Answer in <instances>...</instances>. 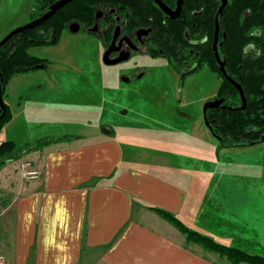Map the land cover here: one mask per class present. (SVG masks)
<instances>
[{
  "label": "rangeland",
  "instance_id": "rangeland-1",
  "mask_svg": "<svg viewBox=\"0 0 264 264\" xmlns=\"http://www.w3.org/2000/svg\"><path fill=\"white\" fill-rule=\"evenodd\" d=\"M35 4L36 0H0V40L15 27L30 21ZM29 52L51 60L55 68L51 69L53 74L66 71L68 75L57 77L63 85L59 81L62 87L57 86L55 90L67 89L75 102H97L104 96V120L116 130L127 166L179 181L187 192L185 212L187 207L192 210L195 206L192 214L180 216L188 227L193 226L191 228L224 244L264 255V142L224 147L204 128V105L213 98L220 82L207 67L189 75L180 87L179 75L166 58L135 53L129 61L106 65L102 60L104 45L100 38L84 31L72 33L68 29L58 45L34 47ZM138 67L148 70L141 79L134 77V70ZM101 74L105 76L102 83ZM28 75L33 77L34 73ZM19 76L2 95L15 119L0 129V143L13 140L19 146L24 137L34 142L92 133L87 120L96 121L97 107L52 105L50 102L63 94L55 91L44 93L43 98L37 95L28 99L24 95L20 99L22 92L18 90L22 80ZM123 77L131 80L124 82ZM25 90L27 88L21 91ZM179 99L182 100L181 107L193 118L192 130L200 135L197 138L211 137L215 141L213 149L207 153L203 151L205 159H199L195 165L201 175L189 174L194 171L190 164L181 166L187 173L177 174L174 170L180 169L179 154L171 139L184 136V133L174 127L178 125L177 120L169 123V119L178 118L173 107L179 105ZM124 109L128 111L124 112ZM62 111L69 112L62 117ZM216 146L223 147L218 155L214 153ZM202 147L207 148L203 143ZM25 161L33 163L26 159L15 163V160L11 162V173L0 172L4 175L0 180V211L1 205L17 196L22 180H34L23 174L21 163ZM35 170L39 171L33 163L26 172ZM167 171H173L177 176L165 174ZM194 247L205 251L201 244ZM217 257L222 256L218 254ZM222 259L227 261L225 257Z\"/></svg>",
  "mask_w": 264,
  "mask_h": 264
},
{
  "label": "crops",
  "instance_id": "crops-1",
  "mask_svg": "<svg viewBox=\"0 0 264 264\" xmlns=\"http://www.w3.org/2000/svg\"><path fill=\"white\" fill-rule=\"evenodd\" d=\"M53 66L52 62L46 69L14 75L6 90L19 76L20 99L24 95L28 99L37 95L43 98L44 93L55 91L63 94L49 101L52 105L97 107L98 114L96 121L87 120L92 133L58 139L16 160L15 163L31 160L40 175L34 180H22L17 196L1 205L0 252L6 256V264H232L217 257V253L196 249L194 246L198 244L188 242L178 228L149 209L155 206L181 218L192 214L195 206L192 210L187 207L185 212L187 192L179 181L127 166L116 130L104 120V96L97 102H75L67 89L55 90L63 85L57 77L68 74L65 70L53 74ZM30 73L34 76H29ZM103 78L105 81L101 74V83ZM23 88L27 90L21 91ZM179 107L177 104L173 107L178 110V118L169 119V123L177 120L174 127L184 133L170 138L179 154L181 169L174 170L177 174L187 173L181 166L190 164L194 171L188 173L201 175L195 165L199 159H205L203 151L213 149L215 141L211 137L197 138L200 135L192 130L193 118ZM68 112L62 111L60 115L65 117ZM14 119L12 113L5 126ZM160 133L164 135L163 130ZM22 139L19 148L36 141ZM202 143L207 148L203 149ZM221 148L214 147V153L218 155ZM11 162L0 172L11 173ZM165 174L177 176L173 171ZM3 178L1 174L0 180Z\"/></svg>",
  "mask_w": 264,
  "mask_h": 264
},
{
  "label": "flooded vegetation",
  "instance_id": "flooded-vegetation-1",
  "mask_svg": "<svg viewBox=\"0 0 264 264\" xmlns=\"http://www.w3.org/2000/svg\"><path fill=\"white\" fill-rule=\"evenodd\" d=\"M56 1L58 0H36V4L32 8L33 16L30 18V21L46 13ZM72 1L62 6L54 14ZM161 1L171 13L177 10L178 0ZM222 3V0H213L214 7L210 6L208 8L207 6L201 5L200 0H183L178 15L172 17L156 0H116L115 2L105 0V2L95 5L94 19L91 24H88V22L84 20L72 19L67 23L64 32L67 29L72 32L70 24L77 22L80 25V30L76 33L84 31L102 40L104 45V52L102 55L103 61L104 54L110 46L112 47L109 54L110 59L129 56L123 61L111 64V66L129 61L135 53H146L153 58L164 57L171 63L174 72L179 75L180 87L181 83H183L189 75L198 72L203 67H207L217 76L218 81H220L210 101L219 98L224 99L219 106L208 108L206 113L203 110L202 119L212 133V125L215 124V119L211 118L213 116L212 110L230 108V106H227L225 103L226 98L224 96H219L220 89H222V80L228 81L238 92L241 102L237 109L243 104L240 90L228 79V77H230L232 80L236 81L233 77L234 73L232 72L235 64V54L233 52V47L229 53L226 52L227 45L239 42V39L244 36H257V43L252 40L244 44V47L240 51V59L243 63H237V66L240 68L243 64L247 67L256 64L252 69L260 71L261 73L264 72V69H261V63H264V0H252L253 6L246 7L242 12H239L234 6L232 7L234 0H226L223 11L219 12ZM209 10L210 12H214L212 20L208 18ZM224 12H227L229 20H224L222 18ZM135 19H138V22H136ZM46 21L30 29L44 26L39 29L40 33L52 37L54 31L51 29L47 30V26L43 25ZM258 21L260 22L258 23ZM235 24L238 29L244 30L242 35H237L235 33ZM61 38L54 45H58ZM161 41H164L167 48L177 52L181 59L179 61H174L169 56L163 54V52L162 54L155 55L153 50ZM49 46H53V44L37 45L35 47L47 48ZM48 61L49 63L47 66L37 70L48 68L52 63L51 60L48 59ZM221 62H223L224 68L221 66ZM147 73V69L138 67L134 70V77L141 79ZM122 80L124 82H129L131 79L129 77H123ZM236 82L240 84L238 81ZM240 86L246 98V105L244 108L246 109L248 102L247 95L244 87L241 84ZM178 102L180 104L182 100L179 99ZM178 106H180L179 110L185 112L181 104ZM186 114L190 116L189 113ZM213 136L215 135L213 134ZM217 139L219 140V138Z\"/></svg>",
  "mask_w": 264,
  "mask_h": 264
},
{
  "label": "trees",
  "instance_id": "trees-1",
  "mask_svg": "<svg viewBox=\"0 0 264 264\" xmlns=\"http://www.w3.org/2000/svg\"><path fill=\"white\" fill-rule=\"evenodd\" d=\"M107 1L115 2L116 0ZM102 2H105V0H74L43 24L47 26V30L51 29L54 31L52 37L40 33L39 29L44 27L42 26L22 32L12 37L3 45L0 48V95H3L14 75L37 70L48 65V59L32 55L29 52L31 47L56 44L60 40L67 23L72 19L84 20L88 22V24H91L94 19L95 5ZM200 3L208 8L210 6L214 7L213 0H200ZM233 6L239 12H242L243 9L248 6H253V4L252 0H234L232 7ZM213 14L214 12L208 11L209 20L213 19ZM222 18L224 20H229L227 12H224ZM135 20L138 22V19ZM259 22L260 21H258V23ZM234 29H236L234 31L237 35H242L244 32V30L238 29L236 24L234 25ZM256 39L257 36L248 35L239 39V42L227 45L226 52L229 53L233 47V52L235 54V64L232 71L234 73L233 77L244 87L248 102L246 109H237L241 102L238 92L228 81L222 80V89H220L219 96H224L226 98L225 103L227 106H230V108L212 110L213 116L211 118L215 119V124L211 125L212 133L219 138L220 144L224 147L247 146L264 142V72L261 73L260 71L252 69L256 64L248 67L243 64L240 68L237 66V63H243L240 59V51L244 47V44L252 40L257 43ZM162 52L174 61H179L181 59L177 52L165 46L164 41H161L153 50L155 55L162 54ZM261 69H264V63H261ZM1 78L3 79L2 81ZM5 105L6 111L3 116H1L2 109L0 105V129L12 118L10 107L6 103ZM58 139L63 138L39 139L24 148H19L13 140L1 142L0 169L7 162L20 159L26 152L42 148L44 145L57 141ZM149 209L155 211L178 228L186 235L189 242L201 244L205 250L215 252L225 257L232 264H264V255L262 254L250 253L246 250H242L238 246H231L219 242L212 236L188 227L178 216L168 210L155 206H150Z\"/></svg>",
  "mask_w": 264,
  "mask_h": 264
},
{
  "label": "water",
  "instance_id": "water-1",
  "mask_svg": "<svg viewBox=\"0 0 264 264\" xmlns=\"http://www.w3.org/2000/svg\"><path fill=\"white\" fill-rule=\"evenodd\" d=\"M72 0H58L56 1L51 7L50 9L44 13L43 15H41L39 18L35 19V20H32V21H29L23 25H20V26H17L16 28H14L13 30H11L8 34H6L1 40H0V48L5 45L12 37H14L15 35L23 32V31H26L36 25H39L41 23H43L44 21H46L47 19H49L58 9H60L62 6H64L65 4H67L68 2H70ZM161 6L162 8L167 12V13H170V15L172 17H176L178 15V12L181 8V5H182V2L183 0H178V7H177V10L173 13H171L169 10H167L165 4L161 1V0H156ZM223 3L220 7V10L219 12H222L223 11V8L226 4V0H222ZM218 22V20H217ZM70 29L72 32L76 33L80 30V25L79 23L77 22H73L70 24ZM91 30H94V29H91ZM112 50V47L110 46L107 51L105 52L104 54V62L106 64H116L120 61H123L125 59H127L129 56H122V57H119V58H116V59H110L109 58V54ZM222 63V67L224 68L223 66V62ZM228 77V76H227ZM228 79L230 81H232L236 86L237 88L240 90L241 92V96H242V101H243V104L241 107H239L238 109H244L245 108V105H246V98H245V95H244V92H243V89L242 87L240 86V84H238L236 81L232 80L230 77H228ZM1 80H3L1 78ZM0 93H1V86H0ZM224 101L223 98H219V99H215L213 101H209L207 102L205 105H204V112L206 113L207 109L208 108H213V107H217L219 106L222 102ZM0 104H1V108H2V114L1 116H3L5 114V111H6V105L4 103V100H3V97L2 95H0ZM1 118V117H0ZM263 139H264V136H263Z\"/></svg>",
  "mask_w": 264,
  "mask_h": 264
},
{
  "label": "built area",
  "instance_id": "built-area-1",
  "mask_svg": "<svg viewBox=\"0 0 264 264\" xmlns=\"http://www.w3.org/2000/svg\"><path fill=\"white\" fill-rule=\"evenodd\" d=\"M32 164L33 163L28 162V161L22 162L21 163V165H22L21 168L24 170V173H23L24 176H28L29 178H34L35 179V178H38L39 175H40V173H39L38 170L26 172L28 170V168H30V166ZM0 264H6V258H5V256L1 252H0Z\"/></svg>",
  "mask_w": 264,
  "mask_h": 264
}]
</instances>
